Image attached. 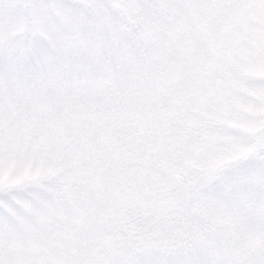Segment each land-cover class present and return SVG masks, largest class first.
I'll return each mask as SVG.
<instances>
[{
  "label": "snow or ice",
  "instance_id": "obj_1",
  "mask_svg": "<svg viewBox=\"0 0 264 264\" xmlns=\"http://www.w3.org/2000/svg\"><path fill=\"white\" fill-rule=\"evenodd\" d=\"M0 264H264V0H0Z\"/></svg>",
  "mask_w": 264,
  "mask_h": 264
}]
</instances>
